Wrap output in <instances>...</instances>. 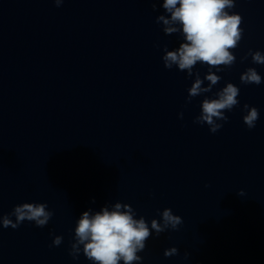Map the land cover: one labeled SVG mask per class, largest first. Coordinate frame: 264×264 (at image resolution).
Returning <instances> with one entry per match:
<instances>
[{
    "label": "water",
    "instance_id": "obj_1",
    "mask_svg": "<svg viewBox=\"0 0 264 264\" xmlns=\"http://www.w3.org/2000/svg\"><path fill=\"white\" fill-rule=\"evenodd\" d=\"M162 3L0 0V215L25 202L54 213L43 228L0 227V264H93L69 254L76 223L117 202L149 227L158 209L183 220L178 230H152L136 264H264V65L241 62L249 49L264 54V0H235L236 62L190 103L195 76L162 60L165 45L184 42L156 22L167 15ZM248 67L261 84L241 83ZM193 71L203 79L208 66ZM228 82L239 104L212 133L193 121ZM244 104L259 110L252 129ZM57 235L62 243L51 246ZM172 247L178 254L165 257Z\"/></svg>",
    "mask_w": 264,
    "mask_h": 264
},
{
    "label": "clouds",
    "instance_id": "obj_2",
    "mask_svg": "<svg viewBox=\"0 0 264 264\" xmlns=\"http://www.w3.org/2000/svg\"><path fill=\"white\" fill-rule=\"evenodd\" d=\"M60 7L64 0H53ZM162 7L167 15H159L156 22L164 25L163 31L167 35L182 33L183 41L176 50L169 51L165 45L162 56L164 66L172 69L176 66L180 71H186L189 78L195 76L194 82L188 89L186 103L201 94L210 93L221 76L216 72L230 68L236 62L234 51L243 36L242 17L237 13L230 14L235 7V0H163ZM155 9V4H153ZM177 25V26H173ZM251 56L254 64L264 65V54L261 51L248 50L241 62ZM206 64L208 71L201 78L199 71H193L197 63ZM223 66V67H221ZM215 68V72L213 71ZM208 81L204 87V81ZM242 84H256L262 82L261 76L253 67H248L240 76ZM240 89L231 82L217 91L213 97L205 96L201 103V111L194 118V123L207 124L209 131L216 133L223 125L218 121L227 122L225 111H231L239 104L237 97ZM246 114L244 124L252 129L259 119V110L248 104L243 105ZM183 118V113L179 114ZM238 195L243 196V190ZM160 220L153 218L149 227L143 216L134 218L136 210L127 203H115L112 210L103 207L95 214L84 211L74 229V242L71 243L69 254L78 259L81 251L93 264H136L142 261L138 255L146 247V241L168 229L178 230L183 223L179 215L173 214L171 208L157 210ZM54 213L48 209L47 203H22L15 205L8 214L0 215V227L17 229L24 221L34 222L37 227H45ZM15 217V220L12 219ZM62 236H55L51 246H59ZM82 246V247H81ZM178 254L176 247L168 248L165 257ZM190 253L185 252V258Z\"/></svg>",
    "mask_w": 264,
    "mask_h": 264
}]
</instances>
